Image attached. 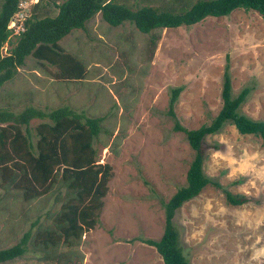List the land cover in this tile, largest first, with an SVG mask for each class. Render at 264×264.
Instances as JSON below:
<instances>
[{
	"label": "rangeland",
	"instance_id": "374dc122",
	"mask_svg": "<svg viewBox=\"0 0 264 264\" xmlns=\"http://www.w3.org/2000/svg\"><path fill=\"white\" fill-rule=\"evenodd\" d=\"M33 1L22 0L24 17ZM118 1L133 7L166 2ZM21 22L15 14L12 35ZM152 34L160 35L154 46ZM59 43L83 64V77H59L55 66L29 56L1 86L0 108L49 111L68 105L102 116L93 144L98 161L111 168L108 190L98 222L77 245L67 247L65 242L34 243L39 228L53 225L61 206L55 195L25 201L17 190L0 186V249L17 243L25 232L32 236L22 256L0 264H163L144 240L161 237L163 204L185 185L194 157L167 112L171 91L181 87L174 112L183 127L208 124L222 106L228 64L232 94L249 89L240 112L264 120V17L234 9L189 26L142 33L128 21L111 26L96 14ZM8 48L5 43L2 53ZM41 121H30L33 141V128ZM203 152V172L218 186L207 184L173 217L189 264H264V141L226 123L205 137ZM226 192L247 201L231 204Z\"/></svg>",
	"mask_w": 264,
	"mask_h": 264
},
{
	"label": "trees",
	"instance_id": "16d2710c",
	"mask_svg": "<svg viewBox=\"0 0 264 264\" xmlns=\"http://www.w3.org/2000/svg\"><path fill=\"white\" fill-rule=\"evenodd\" d=\"M20 2L2 0L0 4V88L13 79L29 56L55 66L59 77L82 78L83 64L65 51L59 41L73 29L84 28L98 12L111 26L128 21L142 33L189 26L207 16L228 15L234 9L255 10L264 17V0H166L162 5L138 7L118 0H36L27 10L23 28L12 35L9 23L20 9ZM159 37V34H152L150 43L156 45ZM5 43L9 48L3 54ZM228 68L226 64L221 108L208 124L196 129H187L176 119L174 105L181 87L171 91L167 112L175 119L174 129L184 132L194 157L186 172L185 185L163 204L165 219L161 237L144 240L155 247L163 264H189L173 221L175 211L207 184L218 186L202 169L205 137L229 123L238 133L254 134L264 141V120L250 118L239 109L249 89L244 87L233 95ZM33 118L42 120L33 128L35 141L29 128ZM102 120V116H88L68 105L49 111L33 106L18 112L0 108V186L17 190L25 201L43 195H55V199L61 201L53 225L35 232V244L77 245L82 234L98 222L112 174L108 163L98 161V150L93 144L102 130ZM226 199L234 205L247 201L229 192H226ZM31 237V232H25L17 243L0 249V263L22 256Z\"/></svg>",
	"mask_w": 264,
	"mask_h": 264
},
{
	"label": "built area",
	"instance_id": "2783aa9c",
	"mask_svg": "<svg viewBox=\"0 0 264 264\" xmlns=\"http://www.w3.org/2000/svg\"><path fill=\"white\" fill-rule=\"evenodd\" d=\"M22 5H23V4H22V1H21V2H20V7H21ZM16 14H18V15H19V18H21L22 21H23V19H24V14L21 13L20 11H18ZM11 21H12V19H11ZM11 21H10V23H11ZM10 23H9V27H10ZM10 28H11V27H10ZM22 28H23V27H22V22H21V24L18 25L17 33H18Z\"/></svg>",
	"mask_w": 264,
	"mask_h": 264
},
{
	"label": "crops",
	"instance_id": "0c3cea01",
	"mask_svg": "<svg viewBox=\"0 0 264 264\" xmlns=\"http://www.w3.org/2000/svg\"><path fill=\"white\" fill-rule=\"evenodd\" d=\"M35 1H36V0H34V2H35ZM96 14H100V12H98V13H96ZM96 14H95V15H96Z\"/></svg>",
	"mask_w": 264,
	"mask_h": 264
},
{
	"label": "clouds",
	"instance_id": "9594fccd",
	"mask_svg": "<svg viewBox=\"0 0 264 264\" xmlns=\"http://www.w3.org/2000/svg\"><path fill=\"white\" fill-rule=\"evenodd\" d=\"M21 1H22V0H21ZM33 2H34V1H33ZM33 2H32V3H33ZM32 3H31V4H32ZM19 6H20V4H19ZM18 11H19V10H18ZM18 11H17V12H18ZM14 15H15V14H14Z\"/></svg>",
	"mask_w": 264,
	"mask_h": 264
}]
</instances>
